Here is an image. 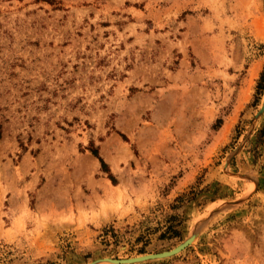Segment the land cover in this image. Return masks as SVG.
Instances as JSON below:
<instances>
[{"label": "rangeland", "instance_id": "obj_1", "mask_svg": "<svg viewBox=\"0 0 264 264\" xmlns=\"http://www.w3.org/2000/svg\"><path fill=\"white\" fill-rule=\"evenodd\" d=\"M193 234L264 264V0H0V264Z\"/></svg>", "mask_w": 264, "mask_h": 264}, {"label": "water", "instance_id": "obj_2", "mask_svg": "<svg viewBox=\"0 0 264 264\" xmlns=\"http://www.w3.org/2000/svg\"><path fill=\"white\" fill-rule=\"evenodd\" d=\"M190 237L189 239H185L183 240L179 245L175 246L174 248L167 250V251H163L160 253H153V254H147L145 256L139 255L137 257H131V258H126V259H107V258H102V259H98L96 261H93L90 264H100L102 262H109L111 264H140L143 261L146 260H152V259H160V258H171L174 257L178 254H180L182 251L186 250L189 246H190V241H191Z\"/></svg>", "mask_w": 264, "mask_h": 264}, {"label": "bare ground", "instance_id": "obj_3", "mask_svg": "<svg viewBox=\"0 0 264 264\" xmlns=\"http://www.w3.org/2000/svg\"><path fill=\"white\" fill-rule=\"evenodd\" d=\"M190 237H192V238H191V241H190V245H192L194 239L196 238V234H193V235H191ZM190 237H188L187 239H189ZM182 252H183V251H182ZM182 252H181V253H182ZM145 255H147V254H145ZM145 255H142V256H145ZM107 259H113V258H107ZM163 259H167V258H163ZM156 260H162V258H160V259H156ZM150 261H155V259H152V260H150ZM145 262H149V260L143 261L142 263H145ZM100 264H111V263H109V262H102V263H100Z\"/></svg>", "mask_w": 264, "mask_h": 264}, {"label": "trees", "instance_id": "obj_4", "mask_svg": "<svg viewBox=\"0 0 264 264\" xmlns=\"http://www.w3.org/2000/svg\"><path fill=\"white\" fill-rule=\"evenodd\" d=\"M91 153H92V155H93L95 158H97V159L99 160V162H100V164H101V167L104 168L106 165H105V163L103 162V160H102L100 157H98V153H97L96 149L91 150Z\"/></svg>", "mask_w": 264, "mask_h": 264}]
</instances>
